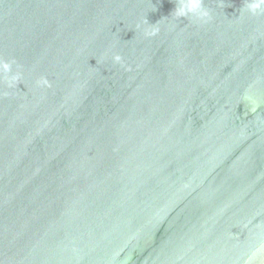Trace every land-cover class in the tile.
<instances>
[{"label":"water","instance_id":"obj_1","mask_svg":"<svg viewBox=\"0 0 264 264\" xmlns=\"http://www.w3.org/2000/svg\"><path fill=\"white\" fill-rule=\"evenodd\" d=\"M248 3L0 0V264H264Z\"/></svg>","mask_w":264,"mask_h":264},{"label":"clouds","instance_id":"obj_2","mask_svg":"<svg viewBox=\"0 0 264 264\" xmlns=\"http://www.w3.org/2000/svg\"><path fill=\"white\" fill-rule=\"evenodd\" d=\"M247 10L252 14H256L258 11H264V0H249ZM176 18H192L200 22H208L211 19L210 12L203 7L202 0H178V4L174 11L172 12ZM151 34H155L152 32ZM114 62H120L121 56L119 54H114L112 57ZM0 74H7L13 81L19 80L18 75L14 74L12 63L3 62L0 63ZM243 100L252 105V110L258 106V101H256L254 94L251 91H246L243 95ZM264 247V245H262ZM252 257L249 256L246 264H250Z\"/></svg>","mask_w":264,"mask_h":264}]
</instances>
